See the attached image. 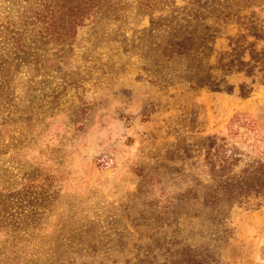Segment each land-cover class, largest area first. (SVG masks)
<instances>
[{
    "label": "rangeland",
    "instance_id": "obj_1",
    "mask_svg": "<svg viewBox=\"0 0 264 264\" xmlns=\"http://www.w3.org/2000/svg\"><path fill=\"white\" fill-rule=\"evenodd\" d=\"M262 165L264 0H0V264H264Z\"/></svg>",
    "mask_w": 264,
    "mask_h": 264
},
{
    "label": "trees",
    "instance_id": "obj_2",
    "mask_svg": "<svg viewBox=\"0 0 264 264\" xmlns=\"http://www.w3.org/2000/svg\"><path fill=\"white\" fill-rule=\"evenodd\" d=\"M175 12L176 11L174 10L172 14L169 15L170 17H169L168 22L172 23L174 20L176 21L179 19V17L176 16ZM164 19L165 17L162 18L161 21H163ZM213 31H217V29ZM213 31H211V33H208V35L204 38L201 35H199L198 32L197 33L192 32V33H189V35H187L186 33L182 34L180 31L182 36H177L178 34H174L175 38L173 39L175 41H173V39L171 40L172 46H173L172 50H175V52L180 55L184 54V51H181L183 49L187 50V52L189 53H192V49L195 48V46L198 43L202 44L205 38L211 39L215 37V34ZM168 52L169 53L167 55L164 54V56H168L170 54V50H168ZM194 70H195V76H196L197 83L201 85V82H205L204 81L205 77L203 76L202 69L201 67H199V65H197V67ZM239 120H240L239 116H235L231 120V125H229V129L231 130V132L233 130L232 127L234 126V124L235 123L238 124L240 122ZM215 145H216L215 143L210 144V148H209L210 150L208 154L212 152L213 148H216ZM221 148L222 147H217L216 149L219 151ZM222 156L224 157L225 166H223L222 169L218 171L215 167V164H212L211 172L220 173L221 177H224L229 174L230 170L234 166L233 164L234 162L230 160V157L226 153H223ZM240 180L241 181H238L231 177L226 179V184L222 186L223 195L218 192V188L210 189L208 192L203 194L202 198H203V202L206 203L205 206L209 207L212 211L215 210L216 207L219 208V204L223 202L224 197L222 196L232 197L236 201H242L243 199H246V198L254 197L255 199V198H258L259 196L264 195V166L263 165L261 167H255L252 171L247 172L246 175ZM192 191H194V193L196 194L195 192L196 187L190 190L189 193Z\"/></svg>",
    "mask_w": 264,
    "mask_h": 264
}]
</instances>
